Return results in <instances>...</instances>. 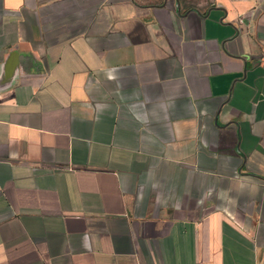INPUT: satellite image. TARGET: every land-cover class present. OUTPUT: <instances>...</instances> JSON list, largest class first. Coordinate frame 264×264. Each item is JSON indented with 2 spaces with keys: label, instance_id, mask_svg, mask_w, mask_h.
<instances>
[{
  "label": "crops",
  "instance_id": "obj_1",
  "mask_svg": "<svg viewBox=\"0 0 264 264\" xmlns=\"http://www.w3.org/2000/svg\"><path fill=\"white\" fill-rule=\"evenodd\" d=\"M0 264H264V0H0Z\"/></svg>",
  "mask_w": 264,
  "mask_h": 264
},
{
  "label": "rangeland",
  "instance_id": "obj_2",
  "mask_svg": "<svg viewBox=\"0 0 264 264\" xmlns=\"http://www.w3.org/2000/svg\"><path fill=\"white\" fill-rule=\"evenodd\" d=\"M190 1H193V0H190Z\"/></svg>",
  "mask_w": 264,
  "mask_h": 264
}]
</instances>
